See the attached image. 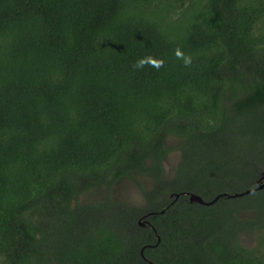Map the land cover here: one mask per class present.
Returning a JSON list of instances; mask_svg holds the SVG:
<instances>
[{"label": "trees", "instance_id": "obj_1", "mask_svg": "<svg viewBox=\"0 0 264 264\" xmlns=\"http://www.w3.org/2000/svg\"><path fill=\"white\" fill-rule=\"evenodd\" d=\"M263 174L264 0H0V264H264Z\"/></svg>", "mask_w": 264, "mask_h": 264}, {"label": "rangeland", "instance_id": "obj_2", "mask_svg": "<svg viewBox=\"0 0 264 264\" xmlns=\"http://www.w3.org/2000/svg\"><path fill=\"white\" fill-rule=\"evenodd\" d=\"M179 158V151L174 150L170 153L167 161L165 162V172L167 176L173 175ZM137 180L138 182L140 181L141 183H144L145 186L149 185V179L147 177L140 176ZM107 195L113 196L117 200H121L135 206L142 205L144 203V195H142L140 189L132 180H123L112 185L110 188L103 185L97 186L81 195L77 199L76 203L104 200ZM243 243L248 247H253L257 244V240L252 235L246 234L243 236Z\"/></svg>", "mask_w": 264, "mask_h": 264}, {"label": "clouds", "instance_id": "obj_3", "mask_svg": "<svg viewBox=\"0 0 264 264\" xmlns=\"http://www.w3.org/2000/svg\"><path fill=\"white\" fill-rule=\"evenodd\" d=\"M176 58L178 60L183 61V64L185 67H190L192 64L193 57L191 54H185L182 48L177 47L174 52ZM165 61L162 57H156L153 55H147V56H142L139 57L133 64V67L136 70H142L145 67H152L157 70L163 67Z\"/></svg>", "mask_w": 264, "mask_h": 264}, {"label": "water", "instance_id": "obj_4", "mask_svg": "<svg viewBox=\"0 0 264 264\" xmlns=\"http://www.w3.org/2000/svg\"><path fill=\"white\" fill-rule=\"evenodd\" d=\"M263 188H264V174L262 175L261 179L259 180V185H258L257 189L261 190ZM254 191H255L254 189H251V190H247V191H245L243 193L236 194V195H229V194H224V195L226 197H228V198H235V197L248 195V194H250V193H252ZM183 194L184 195H188L189 202H191V203L196 202V203L203 204V205H212L220 197V196H217L216 198H214L211 201H205L201 196H199V195H197L195 193L183 192ZM172 196H175V201H176L179 198L180 194L179 193H174V194H172ZM161 213H164V210ZM138 223H139L140 226H143V227L146 225V221L139 220ZM159 242H160V236H157V243L154 246H157ZM141 255L143 256L144 260L147 261V258L143 255V250L141 252ZM150 264H154V263L150 262Z\"/></svg>", "mask_w": 264, "mask_h": 264}]
</instances>
